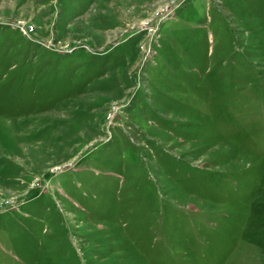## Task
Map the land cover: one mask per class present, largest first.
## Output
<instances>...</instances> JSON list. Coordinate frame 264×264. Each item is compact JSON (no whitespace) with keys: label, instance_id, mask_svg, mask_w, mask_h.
Segmentation results:
<instances>
[{"label":"rangeland","instance_id":"374dc122","mask_svg":"<svg viewBox=\"0 0 264 264\" xmlns=\"http://www.w3.org/2000/svg\"><path fill=\"white\" fill-rule=\"evenodd\" d=\"M0 264H264V0H0Z\"/></svg>","mask_w":264,"mask_h":264}]
</instances>
